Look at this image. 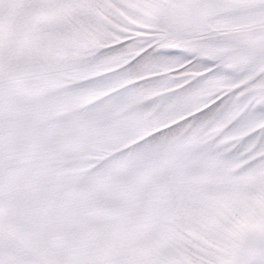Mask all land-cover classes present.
<instances>
[{
    "label": "snow or ice",
    "instance_id": "6c2138e0",
    "mask_svg": "<svg viewBox=\"0 0 264 264\" xmlns=\"http://www.w3.org/2000/svg\"><path fill=\"white\" fill-rule=\"evenodd\" d=\"M0 264H264V0H0Z\"/></svg>",
    "mask_w": 264,
    "mask_h": 264
}]
</instances>
